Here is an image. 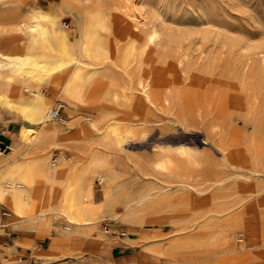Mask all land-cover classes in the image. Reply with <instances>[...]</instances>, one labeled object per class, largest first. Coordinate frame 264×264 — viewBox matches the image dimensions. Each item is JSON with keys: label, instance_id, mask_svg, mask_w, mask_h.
Masks as SVG:
<instances>
[{"label": "bare ground", "instance_id": "bare-ground-1", "mask_svg": "<svg viewBox=\"0 0 264 264\" xmlns=\"http://www.w3.org/2000/svg\"><path fill=\"white\" fill-rule=\"evenodd\" d=\"M39 2L0 0V110L28 123L20 126L12 147L20 161L0 166V206L9 211L0 231L10 226L51 237L46 246L20 243L31 247L33 256L41 261L95 254L87 257L90 260L112 242L102 224L117 220L118 209L128 214L133 203L123 184L130 160L121 153L127 143L135 140L138 130L146 127L147 114L152 109H169L174 90L165 71L154 62L161 36L157 28L151 27L144 38L125 29L116 15L122 9L128 14L121 3L111 6L106 0H57L42 6ZM68 18L74 29L63 23ZM141 19L137 17L138 22ZM107 72L112 75L107 77ZM252 83L249 104L264 126V85L258 80ZM57 103L63 104L68 120L59 122L50 117ZM209 105L208 100L189 101L183 110H192L190 119L202 121V113H207ZM222 105H226L225 101ZM80 113L84 116L74 119ZM263 126L255 132L259 140L252 151L254 159L264 155ZM1 133L5 134V130ZM243 140L240 132L233 131L227 143L218 144V162L207 163L202 155L179 146L174 155H165L154 165L159 173H175L177 178H181L180 172L204 167L210 174L202 188L189 175L175 179L177 193L156 207L160 215L151 221L155 224L169 223L176 215L189 216L178 235L156 245L153 251L158 256L173 264H189L191 257L230 254L229 261L220 259L218 264H241L247 250L260 247L256 245L263 238V201L246 206L247 195L256 199L258 189L252 185L242 191L246 196L234 197L227 185V173L240 169L244 160L239 154ZM261 172L250 171L248 179ZM203 173L207 172L203 169ZM95 178L101 184L98 190ZM259 191L264 192V188ZM236 209L241 211L229 216L223 225L242 230L249 244L239 236L227 239L224 234L208 242L214 219ZM208 214L215 218H208ZM59 219L67 226L55 227L53 221ZM205 220L200 232L187 235ZM260 225L263 229L258 230ZM155 230L157 235L161 231L159 236L168 234L162 228ZM121 236L126 237L125 244L137 243L136 238L146 239L132 233ZM17 242L16 239L12 245L3 246L0 264H21L12 256ZM240 252L242 255L237 257L235 254Z\"/></svg>", "mask_w": 264, "mask_h": 264}, {"label": "rangeland", "instance_id": "rangeland-1", "mask_svg": "<svg viewBox=\"0 0 264 264\" xmlns=\"http://www.w3.org/2000/svg\"><path fill=\"white\" fill-rule=\"evenodd\" d=\"M55 1L57 0H46L39 4L45 6ZM106 2L111 6L121 3L120 5L126 7L128 14L122 9L116 15L119 16L118 20L123 27L134 31L137 37L144 38L151 27L157 28L161 36L159 35L154 62L157 68L165 71L166 80L172 83L170 85L174 90L175 98L172 101V108L170 106L169 109L164 107L152 109L147 114L146 127L140 128L135 140L127 143L122 151L121 155L130 160L129 168L123 177V184L128 189L133 203L128 208V214L118 209L119 218L106 221L102 224V229L108 231L107 235L112 238L113 245H121L126 252L135 249L143 253L146 261L158 259V264H173L170 261L164 262L165 258L158 256L153 249L162 241L178 235L179 227L188 220L189 216L176 215L170 218L169 223L155 224L151 221L156 214L160 215L155 209L163 205L167 197L177 193L174 185L176 180H180L184 175H189V179L197 182L201 188L205 181L210 179L207 167V169L204 167L180 172L181 178H177L175 173H159L153 169L165 155H174L179 146H186L194 153L202 155L207 163H214L221 158L216 146L227 143L233 131L240 132L244 140L240 145L239 154L244 160L241 162L242 165L240 164V169L227 173L230 179L227 185L231 187L234 197L246 196L247 193L242 191L252 185L256 186L258 189L256 199L247 195L246 206L263 201L262 210H264V192L259 191L264 188V155L256 159L253 155L254 145L259 140L255 138V132L259 127L262 128L263 123L261 124L262 118L258 116L256 109L249 104L250 94L254 90L252 82L258 80L264 85V0H106ZM135 16L139 20L142 18L140 23ZM63 23H66L69 29L73 28L71 19H65ZM243 72L244 76H242ZM111 75L106 73L107 77ZM207 100L210 101V105L206 110L207 113H202V121L200 118L190 119L192 110H183V106L189 101ZM223 101L226 103L225 106L222 105ZM63 116L68 120L69 114L65 108ZM82 116H84L82 113L77 114L74 119ZM185 124H188V127ZM22 125L28 123L0 110V166L20 161V156L13 153L12 147ZM3 126L6 128H2ZM3 129L5 134L1 133ZM110 147L114 146L110 145ZM203 169L207 173H203ZM250 171L262 172L253 179H248ZM94 180L95 189H100L98 179ZM240 211L236 209L220 215L217 219L213 214H208V218H215V226L208 232V242L213 243L224 234L227 239L239 236V240L249 244L250 241L242 230H234L223 225L229 216L232 217ZM3 213L9 215L8 209L0 206V224H5L8 218L3 216ZM59 220L53 221L55 227L67 226L63 220ZM205 222L206 220L200 222L193 231L187 232V235L200 232L205 227ZM156 228H162L168 234L159 236L161 231H158L157 235ZM261 229L263 228L260 225L258 230ZM260 232L263 238L256 245L260 247L247 250L246 259L241 264H264V230ZM123 233H132L146 239L136 238L137 243L125 244L123 240L126 237L121 236ZM16 239L19 243L17 242V248L12 256L15 260L19 259L21 264H97L96 260L86 259L95 254L81 257L74 254L48 261L38 260L33 256L31 247H24L20 243L29 242L33 246H46L51 237L46 238L44 234L40 235L23 228L14 230L10 226L0 231V250H4L5 244L12 245ZM102 250H99L96 256H103L104 259L111 256V252L104 253L101 252ZM235 255L239 257L242 254L240 252ZM230 257V254L211 253L202 257H191L190 260L193 261L189 264H204V262L218 264L221 260H228Z\"/></svg>", "mask_w": 264, "mask_h": 264}, {"label": "crops", "instance_id": "crops-1", "mask_svg": "<svg viewBox=\"0 0 264 264\" xmlns=\"http://www.w3.org/2000/svg\"><path fill=\"white\" fill-rule=\"evenodd\" d=\"M101 252H111L112 254L106 259L103 256L93 257L92 259L96 260L97 264H158L159 261L158 259L151 261L150 257L149 261H146L142 252L135 249L132 252H126L121 245H113L112 242H109ZM86 259L88 260V258ZM166 261L168 262L165 259L164 262Z\"/></svg>", "mask_w": 264, "mask_h": 264}, {"label": "built area", "instance_id": "built-area-1", "mask_svg": "<svg viewBox=\"0 0 264 264\" xmlns=\"http://www.w3.org/2000/svg\"><path fill=\"white\" fill-rule=\"evenodd\" d=\"M40 2H43L45 0H39ZM63 109H64V106L62 103H57L55 108H53V110L51 111V114H50V117L54 120H57L59 122H62L64 120V116H63ZM55 157L53 158V162L54 163V160H55ZM98 185L101 186L100 184V181H98ZM3 216H8L7 213H3Z\"/></svg>", "mask_w": 264, "mask_h": 264}]
</instances>
